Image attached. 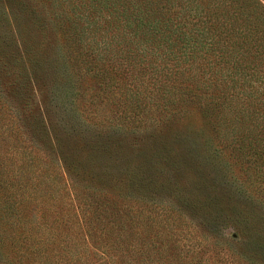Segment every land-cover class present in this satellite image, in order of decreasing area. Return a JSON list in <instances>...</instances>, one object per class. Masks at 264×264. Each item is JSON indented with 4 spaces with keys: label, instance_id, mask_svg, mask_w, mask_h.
Listing matches in <instances>:
<instances>
[{
    "label": "rangeland",
    "instance_id": "rangeland-1",
    "mask_svg": "<svg viewBox=\"0 0 264 264\" xmlns=\"http://www.w3.org/2000/svg\"><path fill=\"white\" fill-rule=\"evenodd\" d=\"M63 7L0 0V264H264L263 131L245 137L199 74L127 57L106 19L80 42ZM20 37L36 81L9 62ZM244 226L260 232L235 243Z\"/></svg>",
    "mask_w": 264,
    "mask_h": 264
},
{
    "label": "trees",
    "instance_id": "trees-1",
    "mask_svg": "<svg viewBox=\"0 0 264 264\" xmlns=\"http://www.w3.org/2000/svg\"><path fill=\"white\" fill-rule=\"evenodd\" d=\"M60 1L66 2L62 4ZM57 4L61 8L68 5L73 15L86 23L88 32L80 30L76 33L80 42L84 35H98L100 21L106 19L113 29H121L119 37H122V43H126L123 52L127 57H134L135 54L142 59L148 55L161 57L164 64H169L168 67L156 65V61L144 67L154 72L158 67H161L160 71L167 69L165 75L173 80L172 83H176L175 72L179 70L199 74L204 89L212 86V93L216 94L212 106L226 109L242 124L247 122L240 126V130L243 128L245 131V137L256 132L264 133V127L260 129L255 123H264V0H57ZM6 20L18 33L21 27L26 28L19 20L18 24L15 22L11 11ZM19 41L20 44H13L9 50V62L25 58V52L22 57L19 55L25 50V39L20 37ZM25 59L33 75L30 78L36 81L39 78L35 76L37 65L31 64L28 57ZM171 75L173 77H169ZM26 76L24 74L22 81L20 77L13 82L12 87L21 94L19 96H24V92L26 94V87L31 81ZM27 80L30 81L27 83ZM24 98L23 103L29 109V96L27 100L26 96ZM38 115L35 120L41 121V126L46 129L44 115ZM32 116L30 112L27 119ZM252 139L256 144L253 147L255 151L257 142L253 136L250 144ZM171 164L174 168L179 166L174 161ZM259 216L254 213L252 218L258 219ZM244 218L247 223L254 222L247 213ZM255 228L244 226L238 231L239 240L234 242L249 243L250 237L247 236L260 232V227L251 234L248 232Z\"/></svg>",
    "mask_w": 264,
    "mask_h": 264
}]
</instances>
